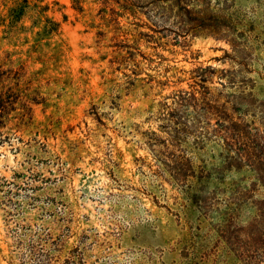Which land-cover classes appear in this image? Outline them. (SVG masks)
<instances>
[{
	"label": "rangeland",
	"instance_id": "374dc122",
	"mask_svg": "<svg viewBox=\"0 0 264 264\" xmlns=\"http://www.w3.org/2000/svg\"><path fill=\"white\" fill-rule=\"evenodd\" d=\"M173 1L0 25L40 102L2 130L0 264H264V0Z\"/></svg>",
	"mask_w": 264,
	"mask_h": 264
},
{
	"label": "trees",
	"instance_id": "16d2710c",
	"mask_svg": "<svg viewBox=\"0 0 264 264\" xmlns=\"http://www.w3.org/2000/svg\"><path fill=\"white\" fill-rule=\"evenodd\" d=\"M32 1L36 2L33 5L37 18L34 24L37 25L39 21L43 22L44 34L55 32L58 28V23L45 17L43 13L48 9L46 5H38V3H42L44 0ZM182 2L184 1L174 0L172 4L178 7ZM0 4L6 8V13L0 17V25L4 27L3 32L5 34L13 33L17 29L19 22L23 19L26 10L30 9L29 0H10L9 4L6 0H0ZM182 8L187 13H190L183 6ZM188 22L204 28L201 19H190ZM223 28L229 31L227 33H221L224 32L222 30H225ZM233 28L235 29L234 26L230 25L228 20L222 19L211 35L215 39L225 40L233 46ZM5 62H0V141L4 134L2 130L18 132L28 127L32 121V105L40 103L35 96L37 93L29 87L31 81L26 80L24 66L21 65L13 69L11 67H5Z\"/></svg>",
	"mask_w": 264,
	"mask_h": 264
}]
</instances>
